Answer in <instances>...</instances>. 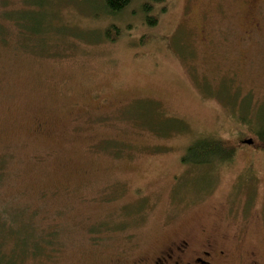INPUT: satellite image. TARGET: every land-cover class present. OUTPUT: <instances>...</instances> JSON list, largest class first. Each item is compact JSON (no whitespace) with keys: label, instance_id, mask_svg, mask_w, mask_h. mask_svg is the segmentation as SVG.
I'll return each mask as SVG.
<instances>
[{"label":"rangeland","instance_id":"rangeland-1","mask_svg":"<svg viewBox=\"0 0 264 264\" xmlns=\"http://www.w3.org/2000/svg\"><path fill=\"white\" fill-rule=\"evenodd\" d=\"M145 1L6 7L28 34L0 46V225L35 227L27 264H120L189 234L264 262V151L221 100L264 103V0H167L154 27ZM208 136L234 160L184 164Z\"/></svg>","mask_w":264,"mask_h":264},{"label":"trees","instance_id":"trees-1","mask_svg":"<svg viewBox=\"0 0 264 264\" xmlns=\"http://www.w3.org/2000/svg\"><path fill=\"white\" fill-rule=\"evenodd\" d=\"M133 1L102 0V5L107 15L118 16L126 11ZM9 3L10 0H0V46L2 48L9 47L19 37H25L28 34L26 15L21 10H18L20 15L17 17L11 14L9 9L6 8L9 6ZM166 5L167 0H146L143 2L141 11L145 24L154 27L158 21L160 12L166 10ZM157 6H160V8L155 13ZM30 23H32V20H30ZM122 32L123 29L113 25L112 28L106 31L105 36L111 40L114 37L112 33L120 36ZM12 33H14V38H12ZM228 92L230 93L231 91L229 89L225 91L224 97L221 99L225 103V107L230 108L239 124L246 127V129L248 127L251 128L247 130L250 136L255 139V142L253 139H250L260 150L264 151V112H260L264 103L262 105L253 104L250 99L246 102L244 99L239 101L237 95H231ZM242 144L244 145V143ZM238 146L240 147L241 145L239 144ZM238 146L236 147L230 141L223 138L214 136L202 137L187 148L182 157V162L191 166L226 164L234 160L239 149ZM1 168L2 166H0V180L2 176ZM1 223L4 227L0 225V264H27V260L33 259L34 262L39 259V255L43 254L41 250V242L43 240L40 239V236L35 235L36 229L33 225L28 228L24 225L25 222H19L18 219H7ZM56 233V231H52L50 236L54 238ZM8 240L10 248L5 247Z\"/></svg>","mask_w":264,"mask_h":264},{"label":"flooded vegetation","instance_id":"flooded-vegetation-1","mask_svg":"<svg viewBox=\"0 0 264 264\" xmlns=\"http://www.w3.org/2000/svg\"><path fill=\"white\" fill-rule=\"evenodd\" d=\"M196 239L199 238L189 234L135 256L122 254L120 264H264L254 258L244 263L243 256L236 263L232 259V251L228 247H219L213 236L202 242Z\"/></svg>","mask_w":264,"mask_h":264},{"label":"water","instance_id":"water-1","mask_svg":"<svg viewBox=\"0 0 264 264\" xmlns=\"http://www.w3.org/2000/svg\"><path fill=\"white\" fill-rule=\"evenodd\" d=\"M243 143H244V144H247V145H251V144H253V142H252L251 139L245 140Z\"/></svg>","mask_w":264,"mask_h":264}]
</instances>
